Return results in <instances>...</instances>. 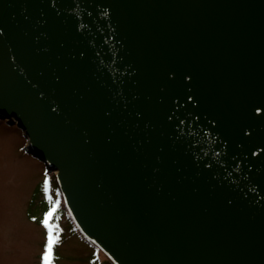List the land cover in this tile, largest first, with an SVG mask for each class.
<instances>
[{
  "label": "water",
  "instance_id": "1",
  "mask_svg": "<svg viewBox=\"0 0 264 264\" xmlns=\"http://www.w3.org/2000/svg\"><path fill=\"white\" fill-rule=\"evenodd\" d=\"M0 118L114 264H264V0H0Z\"/></svg>",
  "mask_w": 264,
  "mask_h": 264
},
{
  "label": "rangeland",
  "instance_id": "2",
  "mask_svg": "<svg viewBox=\"0 0 264 264\" xmlns=\"http://www.w3.org/2000/svg\"><path fill=\"white\" fill-rule=\"evenodd\" d=\"M24 140L0 118V264H46L42 258L48 229L32 217L47 203L42 201L47 196L43 164L26 151ZM49 224L59 229L50 264H113L75 229L63 202Z\"/></svg>",
  "mask_w": 264,
  "mask_h": 264
},
{
  "label": "trees",
  "instance_id": "3",
  "mask_svg": "<svg viewBox=\"0 0 264 264\" xmlns=\"http://www.w3.org/2000/svg\"><path fill=\"white\" fill-rule=\"evenodd\" d=\"M11 125L16 129V134L24 139L25 137H24L21 129L19 127H17L15 124H11ZM24 143H25V140H24ZM46 180L48 182L47 196H51L52 199H54V200L58 199L60 202H62V193H61V191H60V189L58 187V184H57V182L55 180V176H54L53 172L52 171H45L44 168H42V183H44V185H45V181ZM39 187H42V184H40ZM47 196H46L45 199L42 200V201H46L47 203L43 207L41 213L36 214V216H32L33 219H36V221L39 222L42 225H44V223H43L44 217L46 216V214H47V212H48V210H49V208L51 206L49 204ZM64 208L66 209L65 205H64ZM28 214L30 215L29 211H28ZM44 227H45V225H44Z\"/></svg>",
  "mask_w": 264,
  "mask_h": 264
},
{
  "label": "snow or ice",
  "instance_id": "4",
  "mask_svg": "<svg viewBox=\"0 0 264 264\" xmlns=\"http://www.w3.org/2000/svg\"><path fill=\"white\" fill-rule=\"evenodd\" d=\"M44 187H45V191L47 192V189H48L47 180L45 181ZM47 199L51 206L43 220L45 227L48 229V234H47V244L45 246L42 259L46 262V264H50L51 259H52L53 245L58 242L59 229H58V225L49 224V219L52 218L53 214L56 212L57 206L59 205L60 201L58 199L56 200L52 199L51 196H47ZM54 231L56 233L55 235H53Z\"/></svg>",
  "mask_w": 264,
  "mask_h": 264
},
{
  "label": "bare ground",
  "instance_id": "5",
  "mask_svg": "<svg viewBox=\"0 0 264 264\" xmlns=\"http://www.w3.org/2000/svg\"><path fill=\"white\" fill-rule=\"evenodd\" d=\"M23 135H24V134H23ZM24 137H25V135H24ZM24 139H25V142H26V141H27V138L25 137Z\"/></svg>",
  "mask_w": 264,
  "mask_h": 264
}]
</instances>
